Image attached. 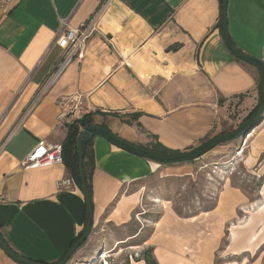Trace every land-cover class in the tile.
<instances>
[{"label": "crops", "instance_id": "obj_1", "mask_svg": "<svg viewBox=\"0 0 264 264\" xmlns=\"http://www.w3.org/2000/svg\"><path fill=\"white\" fill-rule=\"evenodd\" d=\"M221 10L222 0H13L6 11L0 9V236L11 251L54 264L83 231L85 201L65 165L20 167L39 141L62 145L66 125L83 115L91 114L93 126L126 143L180 153L244 124L258 105L259 72L227 51ZM93 16L97 33L82 57L44 91L61 56L54 41L62 24L74 28ZM226 19L233 46L264 67V0H227ZM71 97L80 99V114L62 118V104ZM242 143L245 164H258L264 174V117ZM91 147L90 238L101 228L117 236L138 203L130 185L159 167L100 136ZM66 178L71 189L57 191V182ZM259 198L264 200V192ZM248 203L235 190L221 192L207 215L213 234L204 236L203 230L196 245L207 256L196 264L214 263L209 250L218 246L237 207ZM263 214L261 208L249 215V227L235 228L234 251L253 256L264 245ZM254 234L255 245L249 242ZM160 251L154 245L157 264H163ZM84 252L83 247L77 254ZM0 264L18 263L0 249ZM164 264L185 261L167 256ZM253 264H264V257Z\"/></svg>", "mask_w": 264, "mask_h": 264}, {"label": "rangeland", "instance_id": "obj_2", "mask_svg": "<svg viewBox=\"0 0 264 264\" xmlns=\"http://www.w3.org/2000/svg\"><path fill=\"white\" fill-rule=\"evenodd\" d=\"M247 120L248 117L242 122ZM245 156L247 145L237 140L218 146L190 163L172 166L169 172L158 166L155 174L130 185L128 192L137 194L138 203L131 222L122 232L115 236L99 229V235L89 238L79 248L78 252L85 248L84 254L76 252L67 264H140L146 250L151 249L153 254L154 245L161 250L163 264L167 256L182 258L185 264H196L207 256L206 249L196 246L201 243L198 240L202 231L204 236L213 234L207 229L212 224V217L207 215L215 208L221 192L230 190L244 195L250 203L237 207L236 217L223 229L218 246L209 250L213 264L260 261L264 257V245L253 256L234 251L238 239L235 228L240 229L241 223L249 227V215L264 208V200L259 198V193L264 192V174L258 164L247 166ZM232 232L236 234L234 238ZM122 237L123 241L115 242Z\"/></svg>", "mask_w": 264, "mask_h": 264}, {"label": "water", "instance_id": "obj_3", "mask_svg": "<svg viewBox=\"0 0 264 264\" xmlns=\"http://www.w3.org/2000/svg\"><path fill=\"white\" fill-rule=\"evenodd\" d=\"M226 6H227V0H222L220 33L225 47L233 57L248 65L253 66L259 72L258 105L256 107V111L243 125H241L237 130L233 131L232 133L214 137L202 143L198 147L176 156H160L153 154L148 150L134 146L132 144L126 143L118 139L117 137L109 133L107 130L98 126L82 128L78 134L76 146H77V155H78V180H79L78 187L85 201L84 228L81 237L74 244H72L69 247V249L66 251V253L63 255V257L57 263L54 264H67L69 260L73 257V255L79 250V248L82 245H84L87 242V240L91 236L93 207H92L91 195L88 191L87 183L83 171V156L87 142L92 140L93 137L100 136L114 147L126 153H129L133 156L155 163L158 166L165 167V166H174V165L190 163L206 155L216 147L232 141L239 140L240 144H242L245 137L249 135L251 131L254 129V127L257 126L262 121L264 117V67L260 61L252 57H249L247 55H244L239 50H237L231 43L227 32ZM0 249L11 260H13L18 264H43V263L30 261L24 257L17 255L13 251H11V249H9V247L5 244L1 236H0Z\"/></svg>", "mask_w": 264, "mask_h": 264}, {"label": "built area", "instance_id": "obj_4", "mask_svg": "<svg viewBox=\"0 0 264 264\" xmlns=\"http://www.w3.org/2000/svg\"><path fill=\"white\" fill-rule=\"evenodd\" d=\"M13 0H0V9L6 11ZM97 33V17L93 16L88 21L80 23L77 27L69 28L62 24L54 44L61 50V56L55 67L46 79L43 90H47L61 77L69 64L75 58H81L90 38ZM129 67V63H125ZM63 112L60 117L80 114V99L71 97L62 104ZM63 163L62 145H49L45 141H39L35 147L20 162L22 169L44 168ZM73 185L70 178L57 182L56 189L59 192L69 191ZM230 264H247L245 261L232 262Z\"/></svg>", "mask_w": 264, "mask_h": 264}, {"label": "trees", "instance_id": "obj_5", "mask_svg": "<svg viewBox=\"0 0 264 264\" xmlns=\"http://www.w3.org/2000/svg\"><path fill=\"white\" fill-rule=\"evenodd\" d=\"M256 111H252L250 115L248 116V119L252 116V114ZM92 124V118L91 114L83 115L79 120L74 121L70 124H67V134L64 143L62 144V157H63V164L65 165L67 171L71 175V177L74 179L77 186H79V180H78V155H77V137L80 132V130L84 127H91ZM91 141H88L85 147L84 156H83V171L84 176L87 183V188L89 191V173L90 166L93 165V152L91 147ZM153 154L160 155V156H176L181 154L177 151H169L166 149H160V150H151ZM90 193V191H89ZM83 232V231H82ZM82 232L79 234L77 239L73 241L72 244H74L82 235ZM71 244V245H72ZM142 261L144 264H157L156 259L154 258L152 254V250L148 249L142 254Z\"/></svg>", "mask_w": 264, "mask_h": 264}, {"label": "bare ground", "instance_id": "obj_6", "mask_svg": "<svg viewBox=\"0 0 264 264\" xmlns=\"http://www.w3.org/2000/svg\"><path fill=\"white\" fill-rule=\"evenodd\" d=\"M222 149H220V151H221ZM222 152V151H221ZM249 223V222H248ZM246 225H248V224H245V226H242V223L241 224H239V228L240 229H242V228H245L246 227ZM233 236V238H234V234L232 235ZM260 238V237H259ZM249 242H250V244H257L258 243V237H257V234H254V236L252 235V238H250V240H249ZM233 253H236V252H233ZM237 254V253H236ZM236 254H233V255H236ZM105 256V255H104Z\"/></svg>", "mask_w": 264, "mask_h": 264}]
</instances>
